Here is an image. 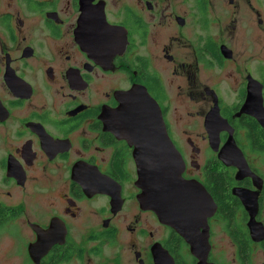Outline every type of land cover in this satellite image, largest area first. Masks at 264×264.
Returning <instances> with one entry per match:
<instances>
[{
    "label": "flooded vegetation",
    "instance_id": "af4514ba",
    "mask_svg": "<svg viewBox=\"0 0 264 264\" xmlns=\"http://www.w3.org/2000/svg\"><path fill=\"white\" fill-rule=\"evenodd\" d=\"M0 264H264V0H0Z\"/></svg>",
    "mask_w": 264,
    "mask_h": 264
},
{
    "label": "water",
    "instance_id": "95a60500",
    "mask_svg": "<svg viewBox=\"0 0 264 264\" xmlns=\"http://www.w3.org/2000/svg\"><path fill=\"white\" fill-rule=\"evenodd\" d=\"M136 116V114H134ZM153 121V134L160 133L158 138L147 136V131L134 130L133 136L128 137V142L133 141L135 146V158L137 162V180L135 185L141 190L140 194L137 196L140 204L148 209H153L158 216L161 223L169 224V206L170 202L168 200V188L173 181H182L181 174L184 169V164L177 150L170 144L169 146V158L171 162L168 164L165 159L167 154L163 152V143L167 142V137L165 136L164 124L161 119L160 112L158 115H154ZM135 124V122H134ZM140 125H145L144 123H139ZM125 137V136H124ZM150 142L153 141L155 144L153 149V154H147L143 152L144 148L140 147L141 141ZM158 145V153L157 145ZM150 160L149 165L156 166L155 170H145L147 162L144 161L145 158ZM174 158V161L172 159Z\"/></svg>",
    "mask_w": 264,
    "mask_h": 264
}]
</instances>
